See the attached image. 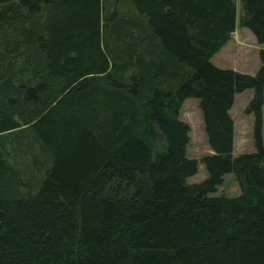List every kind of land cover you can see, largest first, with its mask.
Returning a JSON list of instances; mask_svg holds the SVG:
<instances>
[{
  "label": "trees",
  "instance_id": "obj_1",
  "mask_svg": "<svg viewBox=\"0 0 264 264\" xmlns=\"http://www.w3.org/2000/svg\"><path fill=\"white\" fill-rule=\"evenodd\" d=\"M241 4L255 73L212 61L236 0H0V264H264V0ZM246 88L255 149L234 155ZM227 172L240 194H216Z\"/></svg>",
  "mask_w": 264,
  "mask_h": 264
},
{
  "label": "rangeland",
  "instance_id": "obj_2",
  "mask_svg": "<svg viewBox=\"0 0 264 264\" xmlns=\"http://www.w3.org/2000/svg\"><path fill=\"white\" fill-rule=\"evenodd\" d=\"M236 2L238 12L237 27L232 33L230 40L213 55L212 61L220 67L255 73L261 64L259 52L263 45L258 42L255 34L248 27L240 24L239 17L242 4L241 0H236ZM253 93V88H246L237 92L235 102L231 108V114L235 120L234 155L255 149L253 135L254 117L252 113L246 111V106ZM180 117L190 125V140L187 145L188 155L199 160L198 172L189 176L188 180L190 182H198L203 180L208 174L202 159L206 154L213 151L208 142L198 97L191 96L184 100L180 109ZM240 192L241 186L235 173H225L224 180L219 184L216 194L237 195Z\"/></svg>",
  "mask_w": 264,
  "mask_h": 264
}]
</instances>
